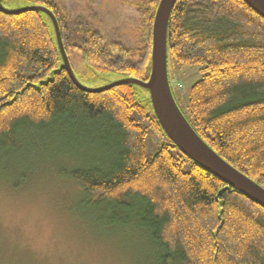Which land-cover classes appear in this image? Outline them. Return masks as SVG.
Segmentation results:
<instances>
[{"label":"trees","instance_id":"1","mask_svg":"<svg viewBox=\"0 0 264 264\" xmlns=\"http://www.w3.org/2000/svg\"><path fill=\"white\" fill-rule=\"evenodd\" d=\"M6 2L55 14L76 75L73 61L81 59L91 73L148 79L160 0L130 2L141 17L134 46L106 42L94 26H74L58 0ZM175 63L205 65L181 108L195 131L264 187V18L243 0H177L168 28V66ZM149 129L168 140L151 158ZM55 131L91 136L94 158L62 175L82 189L101 225L136 227L154 264H264V208L174 146L143 88L81 89L64 68L45 13L0 11V154Z\"/></svg>","mask_w":264,"mask_h":264},{"label":"rangeland","instance_id":"2","mask_svg":"<svg viewBox=\"0 0 264 264\" xmlns=\"http://www.w3.org/2000/svg\"><path fill=\"white\" fill-rule=\"evenodd\" d=\"M58 1L66 6L74 26H94L106 42L136 44L134 31L141 17L130 4L136 0ZM73 66L88 87L124 77L91 73L81 59ZM204 66L169 64L170 82L183 110L193 85L204 75ZM91 139L55 131L19 152L0 154V264H154L152 248L136 227L101 225L96 220L99 215L91 216L85 208L82 189L62 175V170L87 165L94 158ZM167 142L149 129L147 156H154Z\"/></svg>","mask_w":264,"mask_h":264},{"label":"water","instance_id":"3","mask_svg":"<svg viewBox=\"0 0 264 264\" xmlns=\"http://www.w3.org/2000/svg\"><path fill=\"white\" fill-rule=\"evenodd\" d=\"M243 1L264 18V0ZM4 2L5 0H0V11L6 14L41 11L51 19L64 68L78 87L88 92H101L123 84H135L143 88L145 93H149L154 114L174 146L229 187L264 208V187L232 166L205 142L188 121L174 97L168 66V28L171 12L177 0H160L159 2L153 23L152 64L148 79L123 77L108 84L93 87L83 84L75 74L64 47L59 22L49 8L25 4V6L11 9L7 8Z\"/></svg>","mask_w":264,"mask_h":264}]
</instances>
